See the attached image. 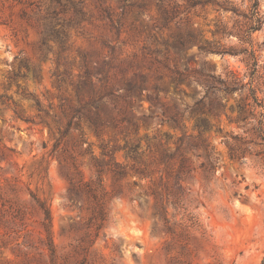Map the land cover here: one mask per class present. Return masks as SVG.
I'll use <instances>...</instances> for the list:
<instances>
[{"label": "rangeland", "instance_id": "rangeland-1", "mask_svg": "<svg viewBox=\"0 0 264 264\" xmlns=\"http://www.w3.org/2000/svg\"><path fill=\"white\" fill-rule=\"evenodd\" d=\"M190 1L0 0V264H264V0Z\"/></svg>", "mask_w": 264, "mask_h": 264}, {"label": "trees", "instance_id": "trees-1", "mask_svg": "<svg viewBox=\"0 0 264 264\" xmlns=\"http://www.w3.org/2000/svg\"><path fill=\"white\" fill-rule=\"evenodd\" d=\"M190 4L192 6L198 5V4H203V2L201 0H191ZM226 8H231L232 11H235L234 7H224V9L226 10ZM260 24L258 23L257 26L255 27H250V32L252 31H256L260 28L259 26ZM54 35L57 36V33L54 32ZM188 40H192L193 37L191 35H189ZM199 50L204 51L206 54H232V55H237V53H230V52H226V51H219L218 49H213V48H209V49H205V47L203 46H199L198 47ZM250 56L252 58H254L253 54H250ZM255 59V58H254ZM256 61V59H255ZM253 66L256 67V63H253ZM197 73L200 75V77L202 78L203 81V88H204V93L203 95L197 99L194 103V108L192 110V113H196V112H200L202 111L206 106H207V112H211L210 106H216L218 108H222L223 105L222 103L217 101L216 98V94L218 92H223L225 94H233L236 92H243L246 87H248V92H249V98L252 100L253 106L254 107H259L261 108V100L257 98L256 96V91L250 87V83H244L243 80L241 78H239V76L233 72V71H227L226 73V77L222 78L221 75H217L215 73V71H206L204 70V68H200L199 71H197ZM30 97H32L31 95H29ZM208 102H205V101ZM151 102L154 104V98L151 99ZM35 105L36 107H39V104L37 101H35ZM261 117V114H260ZM169 123H174L176 125H178V119L177 117H170L168 119ZM201 124L206 125L205 120L201 119L200 120ZM260 123V122H259ZM93 124L96 125V121H93ZM257 136L261 139H264V133L261 132V127H258L257 130ZM120 174V173H118ZM100 182V180H98ZM86 185V184H85ZM88 190V189H87ZM88 192H90L88 190ZM45 214V218L48 219L49 215L47 213V211H44Z\"/></svg>", "mask_w": 264, "mask_h": 264}]
</instances>
